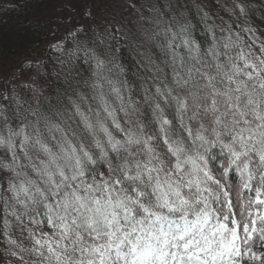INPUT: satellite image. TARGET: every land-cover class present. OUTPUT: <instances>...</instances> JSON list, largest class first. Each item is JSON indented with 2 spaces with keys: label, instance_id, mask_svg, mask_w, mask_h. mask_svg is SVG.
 I'll return each instance as SVG.
<instances>
[{
  "label": "snow or ice",
  "instance_id": "snow-or-ice-1",
  "mask_svg": "<svg viewBox=\"0 0 264 264\" xmlns=\"http://www.w3.org/2000/svg\"><path fill=\"white\" fill-rule=\"evenodd\" d=\"M29 2L26 24L41 40L34 50L48 41L44 54L10 66L0 53V169L12 174L3 235L15 264H264L258 29L247 22L217 38L209 28L202 48L189 24L146 0ZM234 9L248 21V0ZM132 35L153 42L171 69L170 82L154 75L163 86L144 89L147 116L118 86L127 81L110 75L123 72L117 61ZM80 68L95 106L77 92L70 115L45 113V87L55 84L45 77ZM9 216L30 246L9 235Z\"/></svg>",
  "mask_w": 264,
  "mask_h": 264
},
{
  "label": "trees",
  "instance_id": "trees-1",
  "mask_svg": "<svg viewBox=\"0 0 264 264\" xmlns=\"http://www.w3.org/2000/svg\"><path fill=\"white\" fill-rule=\"evenodd\" d=\"M187 2L188 0H184ZM208 4L211 3V11H208L210 13L212 12V17H215V13L217 15H220L219 12H217L216 8L214 7L213 0H207ZM250 4V17L255 22L257 27L259 28L258 32L260 34L264 32V0H248ZM35 14V9L31 6V3H25V0H18L16 4H6V0H0V53L3 54L4 60L11 66L15 64V62L24 56H32L33 58H39L42 54H44V48L47 46L48 41L44 40L41 44V47L39 49L34 50V45L41 43V40L37 38V34L33 29H30L26 21L31 19L32 16ZM207 15V17H208ZM211 19V15L208 17ZM194 26H192L193 29V36L197 39L198 42L201 43L202 48H207L209 44L211 43V39L209 38L208 34L205 33L204 28L205 25L197 22L196 20L193 21ZM209 23V22H208ZM210 24V23H209ZM204 30V31H203ZM218 38V37H217ZM157 54V53H156ZM56 54L52 53V55L48 58H46L45 63L48 64V69L53 68V62L55 61ZM166 58L163 56V54H158L156 57L152 58V61L154 62L152 64L151 69H154V64L159 65L163 71L161 73L151 72L149 68H146V66L142 67L141 63V57L139 54L135 53L131 48L124 44L123 48L121 49V52L119 53V59L118 63L122 65L123 72L120 74L113 73L111 74V78L113 80H118L120 82L127 81L126 84L118 86H122L123 93L126 95H131L132 98L139 103V106L141 108V112L144 115H150L151 109L148 105V103H145L143 101L144 96V84L141 81V78L143 76L147 77L149 79V82L154 81L153 77L154 75H159L161 79L164 78V74L167 73V80L170 82L171 80V69L169 67H166V65L163 63V61ZM56 68H59V65H55ZM86 67V66H85ZM47 69V70H48ZM49 71V70H48ZM50 72V71H49ZM80 74L77 75L75 72L72 76L67 78V83L70 85L69 89L65 90L66 92L73 91L75 94L73 96L74 99H78L76 96V93H82L89 97V101L91 98L92 91L91 89L85 85L84 80L86 79L87 72L83 71V68L79 69ZM62 76V75H61ZM58 78L56 75L52 76L49 81H55V84L52 85L51 89H49L48 93L45 95L49 97V101H44L42 99V110L44 112H48L52 110L59 109L60 111H63L64 109H67V111H70L71 113V107L69 103H61L56 104L55 101L57 99H65L66 94L65 91L63 92V95L60 93H56L53 88L57 86ZM83 78V79H82ZM46 79V78H45ZM152 83V82H151ZM148 87V84H147ZM72 88V89H71ZM105 88H108L107 85H105ZM151 90V88H150ZM91 93V94H90ZM152 94V92H151ZM111 100V97H108ZM81 102V101H80ZM92 103V102H91ZM82 107L84 106L83 103ZM116 104V103H114ZM121 117L123 116V113H118ZM72 123L73 127H76V122H70ZM3 129L0 127V132H2ZM6 134V133H5ZM3 171V172H2ZM0 171V184H3V187L0 188V264H15V258L10 257L7 255V250L9 248V245L7 243V238L3 235V219L5 217L4 213V204H3V197L9 196V194L6 192V179L9 178V174H4V170ZM3 173V174H2ZM235 180V178H233ZM10 221V228H9V235L13 238L15 232H19V235H21L19 226L16 224L14 219L9 216L8 217ZM24 236H26V233H24ZM24 238V237H23ZM14 239V238H13ZM24 245L30 246V242L28 240L24 239ZM26 255V259H33V257Z\"/></svg>",
  "mask_w": 264,
  "mask_h": 264
},
{
  "label": "rangeland",
  "instance_id": "rangeland-1",
  "mask_svg": "<svg viewBox=\"0 0 264 264\" xmlns=\"http://www.w3.org/2000/svg\"><path fill=\"white\" fill-rule=\"evenodd\" d=\"M146 2L149 3L150 5H155V7L157 9H159L161 13L164 14V18L166 20L174 16L180 21V23L189 24L191 26L192 33H193L192 26H194V23H193L194 20L205 25V28H204L205 31L204 30L203 31L208 34L210 39H211V34L209 32V28L212 29V31L216 34V36L218 38H221L222 36L227 35L229 28H231L233 32L238 31L239 28L247 22H251L259 30V28L255 24V22L250 17V14H249L248 21H245V19L243 17H239L238 13L234 9V4H235L236 0H213V2L215 3L213 5L216 8L217 12H219L220 15H217V13H215V17L214 16L212 17V15L214 13L212 14V12H211L210 13L211 19L208 18L210 16V15H208L209 14L208 11L212 10L211 6H210L211 3L209 5L207 0H188L187 2H185L184 0H146ZM6 4H10L8 2V0H6ZM207 15H208V17H207ZM256 35L260 36L261 39H264V36H261L260 32L257 31ZM245 38L247 39V37H245ZM126 44L131 48V50H133L135 53L139 54V56L141 57L142 67L146 66V68H149L151 70V72L154 73L155 70L151 69L152 64L154 63L152 61V58L156 57L158 54H161V53L159 52V50L157 48L154 47L153 42H151V41L142 42V41H140L138 35H132ZM149 58L151 59V63L149 62ZM52 69L53 68H51V69L49 68L48 70L51 72ZM52 76H55V74H53ZM52 76L45 77V78H46V80H50ZM73 77H74V75H73ZM86 79L89 80V73H87ZM67 81L68 80L65 79V77L63 75L59 76L57 86L55 88H53V90L56 93H60L63 95V92L65 90L69 89V86L71 85V84L69 85L67 83ZM141 81L144 84V89L145 88H149V89L151 88L149 95H151V92H154L155 86L160 84L159 80L151 81L152 83L149 82V79H147V77H145V76H143L141 78ZM89 83H91L90 80H89ZM147 84H148V87H147ZM160 86L162 87L163 85L160 84ZM48 91H49V88L46 86L45 87V94L48 93ZM91 91H92V89H91ZM105 92L109 93V88H105ZM64 94L67 95L66 98L65 99L61 98V100L57 99L55 101L56 104H61L64 102L65 103L67 102L70 104L69 98L74 99L72 94L74 95L75 92L69 90L68 92L65 91ZM108 97H111L113 104L114 103L118 104V102L114 101V98L111 95H109ZM78 102H80V101L78 100ZM87 102L88 103L92 102L93 106H95V102L92 101L91 99H90V101L88 100ZM80 103H83V105L85 104L84 101H81ZM116 104H114V106ZM63 111H65V109ZM52 112H54V110L51 109L49 111V113L48 112H45V113L51 114ZM67 114L70 115L71 114L70 111H67ZM0 161L7 162L4 149H0ZM2 170L3 169H0V171H2ZM4 174H9V177H11V175H12L11 173L6 172V171L4 172ZM6 181H7V179H6ZM9 196H10V194H9ZM13 238L17 239L18 242L19 241L24 242L23 236L19 235L18 231L15 232Z\"/></svg>",
  "mask_w": 264,
  "mask_h": 264
}]
</instances>
